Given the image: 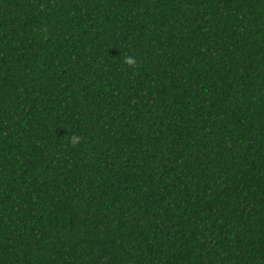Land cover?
<instances>
[{"label": "trees", "instance_id": "1", "mask_svg": "<svg viewBox=\"0 0 264 264\" xmlns=\"http://www.w3.org/2000/svg\"><path fill=\"white\" fill-rule=\"evenodd\" d=\"M0 264H264V0H0Z\"/></svg>", "mask_w": 264, "mask_h": 264}, {"label": "clouds", "instance_id": "2", "mask_svg": "<svg viewBox=\"0 0 264 264\" xmlns=\"http://www.w3.org/2000/svg\"><path fill=\"white\" fill-rule=\"evenodd\" d=\"M127 63L131 64L132 63V60H128Z\"/></svg>", "mask_w": 264, "mask_h": 264}]
</instances>
